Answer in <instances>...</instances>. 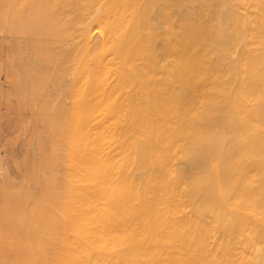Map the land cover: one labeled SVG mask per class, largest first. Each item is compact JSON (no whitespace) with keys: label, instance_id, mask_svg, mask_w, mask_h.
Segmentation results:
<instances>
[{"label":"bare ground","instance_id":"1","mask_svg":"<svg viewBox=\"0 0 264 264\" xmlns=\"http://www.w3.org/2000/svg\"><path fill=\"white\" fill-rule=\"evenodd\" d=\"M0 93V264H264V0H0Z\"/></svg>","mask_w":264,"mask_h":264},{"label":"rangeland","instance_id":"2","mask_svg":"<svg viewBox=\"0 0 264 264\" xmlns=\"http://www.w3.org/2000/svg\"><path fill=\"white\" fill-rule=\"evenodd\" d=\"M0 96H2V94L0 93ZM5 104H6V102H5V100H3V97H0V105L2 106H0V113L2 114V116L3 117H1L0 116V134H2V135H0V148H1V150H0V159H1V167H0V171L4 174V173H8L9 174V176H10V178L12 177V179L13 180H16V181H19V182H21L22 180H23V175H21V173H19V172H17V170L15 171L17 174H13V172L12 173H10L12 170L14 171L15 169H17L16 168V163L14 164V163H12L13 162V160H14V162H15V158L13 159V154L15 155V153L17 152V154L21 157L22 155H24L25 153H23V152H21V151H26L25 149L24 150H20L19 149V147L21 146V141H22V139L27 135H29V133L27 132V130H25L26 128H27V125L25 126V125H21V127H19V129H21L20 130V132H18V127L16 126V124L18 125V124H22V123H24V121L22 122V123H20V119L19 120H15V119H13V116H12V120H11V118L10 117H7L6 116V114H8L9 113V115H13L14 113L11 111V114H10V112H8L9 110H8V108H7V105L5 106ZM5 108H7V109H5ZM8 110V111H7ZM0 114V115H1ZM8 115V116H9ZM15 116V115H14ZM7 117V118H6ZM8 118H10L9 120H11L10 121V125H9V123H7V122H9V121H6ZM16 118H18V117H16ZM14 121H19V122H14ZM12 123H13V125H12ZM15 127V128H11V130H10V127ZM29 126V125H28ZM24 129V132L23 133H25L24 135L23 134H18V136L16 135H13V136H15V138H11V137H13L12 136V134H16V133H21L22 131H23V129ZM12 129H17V130H15V131H17L16 133H14L13 132V130ZM29 129V128H28ZM10 130V131H9ZM28 133V134H27ZM9 134L11 135V137H9ZM21 135V137H22V135H23V137L22 138H20L19 136ZM8 136V137H7ZM17 137H19L20 139L18 140V138ZM5 138H6V141H8V143H9V147L10 148H12L13 147V149H16L15 151L16 152H13V154L11 153V152H9L10 154H4L2 151L3 150H5L4 152L6 153V149L8 150V151H10L11 149H9V147H5V146H3V145H6L5 144ZM7 138H9V140L7 139ZM11 139H14V140H12V142L10 141ZM18 140V141H17ZM28 141H29V139H27ZM26 140V142H24V146L25 147H27V145L26 144H28V141ZM10 141V142H9ZM14 141V142H13ZM20 141V143H18ZM4 142V143H3ZM18 144H17V143ZM12 143V144H11ZM17 145H16V144ZM12 145V146H11ZM25 147H23V144H22V147H20V148H25ZM4 148H6V149H4ZM2 152V153H1ZM23 153V154H22ZM3 155V156H2ZM8 155H9V157H8ZM13 156V157H12ZM16 156V155H15ZM17 158H16V162H19V159H21V158H19L18 156H16ZM19 158V159H18ZM10 159V160H9ZM18 159V160H17ZM23 159V158H22ZM9 163H11V164H9ZM20 163V162H19ZM5 164V165H4ZM6 167V168H5ZM5 168V169H4ZM12 168H14V169H12ZM2 169V170H1ZM6 171V172H5ZM0 172V173H1ZM14 172V173H15ZM11 174L14 176H11Z\"/></svg>","mask_w":264,"mask_h":264}]
</instances>
